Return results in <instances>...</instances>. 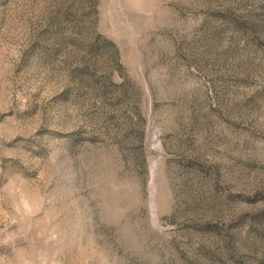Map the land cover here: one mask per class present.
Masks as SVG:
<instances>
[{
    "label": "rangeland",
    "instance_id": "1",
    "mask_svg": "<svg viewBox=\"0 0 264 264\" xmlns=\"http://www.w3.org/2000/svg\"><path fill=\"white\" fill-rule=\"evenodd\" d=\"M0 264H264V0H0Z\"/></svg>",
    "mask_w": 264,
    "mask_h": 264
}]
</instances>
